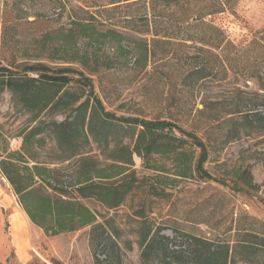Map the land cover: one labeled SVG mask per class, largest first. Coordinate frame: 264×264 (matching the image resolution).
Listing matches in <instances>:
<instances>
[{"label":"trees","instance_id":"obj_1","mask_svg":"<svg viewBox=\"0 0 264 264\" xmlns=\"http://www.w3.org/2000/svg\"><path fill=\"white\" fill-rule=\"evenodd\" d=\"M30 1L2 0L0 9V101L8 94L12 105L28 117V125L17 136L21 140L18 151L9 150L0 131V174L35 227L46 236L89 227L91 250H103L109 264H122L114 240L117 233L85 202H95L107 212L117 211L137 192L161 198L170 183L182 179L213 182L245 195L258 191L249 166L234 168L230 180L213 177L205 169L212 152L217 151L208 139V130L200 133L193 127L186 131L173 119L116 116L106 110L95 92L94 79L101 72L107 76L128 72L135 81L147 76L148 69L165 66L171 53L168 46L182 47L187 42L200 44L207 57L190 74L163 73L164 86L172 87L177 80L184 84L189 78L197 83L208 79L213 71L226 80L229 73L242 68L264 92V34L258 39L262 62L234 66L226 58L232 43L212 20L232 11L236 0H150L139 18L125 20L121 28L126 33L150 37L145 40L128 38L117 29L98 31L94 24L80 20L53 28L46 26L41 15L34 14L33 21L28 22ZM35 25L42 27L37 36L29 39L20 35L24 28ZM251 44L258 43L255 40ZM157 46L161 47V56L155 59ZM250 48L247 46V50ZM106 49L112 56H105ZM214 50L221 56L213 55ZM208 112V105L203 103L196 115L205 118ZM208 115L212 122L221 120ZM224 119L241 126L229 139L238 140L253 132L264 135L262 112H233ZM48 140L52 142L49 148ZM135 157L154 174L152 177L136 178ZM71 162L70 174L56 168ZM171 175L174 180H170ZM136 217L145 218L142 214ZM237 233L242 235L232 248L224 242L194 237L185 250H174L168 248V238L144 226L139 246L143 255L159 250L169 262L186 264H236V254H264L263 235ZM93 255L95 264H102Z\"/></svg>","mask_w":264,"mask_h":264},{"label":"rangeland","instance_id":"obj_2","mask_svg":"<svg viewBox=\"0 0 264 264\" xmlns=\"http://www.w3.org/2000/svg\"><path fill=\"white\" fill-rule=\"evenodd\" d=\"M149 1L115 3L117 0H31L27 3V21L32 22L33 15L38 14L43 17V22L48 23L46 26L56 28L71 20H80L94 24L98 31L117 29L128 38L145 40L150 37L126 33L121 28L125 20L139 18L144 5H148ZM212 20L232 43L226 58L234 66L244 62H262L258 39L264 34V0H236L232 11L217 15ZM41 29L40 25L27 26L20 31V35L31 39ZM255 40L258 44H251ZM249 45L251 48L247 50ZM167 48L171 53L165 66L148 69L145 77L133 81L130 73L117 71L111 76L101 72L94 79L95 92L103 100L106 110L116 113V116L146 120L158 118L170 122L173 119L176 120L174 124L186 131L193 127L200 133L208 130V139L217 151L212 152L205 169L213 177L230 180L234 168L249 166L253 182L259 189L245 195L213 182L182 179L175 184L170 183L161 198L137 192L117 211L107 212L95 202H85L90 210L102 214L117 233L118 238L114 240L118 245L122 264H186L169 262L159 250L143 255L139 246V233L144 226L150 228L152 233L159 231L160 236L168 238V248L174 250H185L194 237L224 242L232 248L242 235L237 231L256 232L264 236V135L253 132L249 136L241 135L238 140L229 139L234 138L241 126L240 123L234 125L224 119L233 112L264 113V92L259 90L254 78L246 71L242 72V68L229 73L226 80H221V74L213 71L208 79L197 83L189 78L184 84L177 80L172 87L167 84L164 86L163 73L190 74L201 59L207 57L201 51V45L193 42H187L182 47ZM160 49V46L154 49L155 59L160 58ZM103 52L105 56H112L111 50ZM212 52L213 55L221 56L219 50ZM218 65L217 62L216 66ZM156 83L159 85L155 86ZM203 103L208 105L209 112L205 118L197 117L196 110L202 109ZM208 114L221 120L212 122L208 119ZM56 120L60 121L61 117ZM27 125L28 117L12 105L8 94H4L0 101V131L9 150L20 148L17 136ZM226 141L228 143L224 144ZM47 143L49 148L52 142L48 140ZM93 151L95 156L99 155L95 146ZM47 161L44 159V162ZM134 164L136 178L141 180L154 175L145 170L136 157ZM56 168L63 170L66 175L70 174L73 162L69 165H56ZM169 178L174 180L172 175ZM3 184L0 177V187ZM136 214H142L145 218H137ZM28 230L31 242L26 248V257L19 262L11 249L6 264H95L93 254L102 264H109L103 250L99 249L94 253L89 247V227L57 236H46L34 226ZM3 231L10 235L8 223H5ZM235 263L264 264V254L251 257L236 254Z\"/></svg>","mask_w":264,"mask_h":264},{"label":"crops","instance_id":"obj_3","mask_svg":"<svg viewBox=\"0 0 264 264\" xmlns=\"http://www.w3.org/2000/svg\"><path fill=\"white\" fill-rule=\"evenodd\" d=\"M18 140L21 143V140ZM0 177L4 183V186L0 187V264H6L11 249H13L16 258L20 262L26 257V248L31 242L28 228L34 225L17 203L7 180L1 174ZM5 223L10 226L9 236L3 231Z\"/></svg>","mask_w":264,"mask_h":264}]
</instances>
